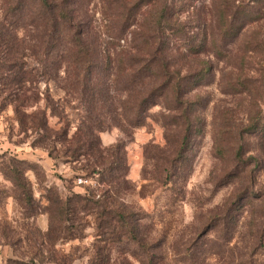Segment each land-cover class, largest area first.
<instances>
[{
    "label": "trees",
    "instance_id": "1",
    "mask_svg": "<svg viewBox=\"0 0 264 264\" xmlns=\"http://www.w3.org/2000/svg\"><path fill=\"white\" fill-rule=\"evenodd\" d=\"M197 1L0 0V104L11 106L21 131L29 129L34 133V144L47 148L53 157L60 155L78 162L77 168L86 175H97L102 184L96 198L93 192L77 193L65 200L51 191L47 194L50 222L44 234L46 244L69 232L63 226L65 221L76 218L78 213L94 212V228L98 241L103 243L94 244L87 264H108L110 251L123 244L144 250V257L131 254L139 264H169L159 251L158 240L140 231L136 212L118 202L121 191L129 187L124 142L117 140L104 146L99 133L107 128V120H115L121 129L135 128L144 124L152 106L174 110L179 104L183 109L179 115H166L181 129L178 135L166 133L168 123L162 125L167 148L161 151L156 170L164 185L187 173L186 152L194 131L188 113L192 101L182 97L204 77L209 65L202 60V66L181 74L174 67L171 50L181 49L186 56L208 49L220 56L227 41L244 33L260 16L264 5V0H216L214 31L207 34L203 27L189 36L184 13ZM245 44L257 47L260 43ZM42 80H53L59 85L64 99L55 100L47 88L40 90ZM40 101L43 106H36ZM69 101H76L79 116L73 131L63 104ZM53 114L62 121L58 127L48 124V115ZM256 130L264 132V111L250 114L242 129ZM217 150L220 154V145ZM11 161L12 165L3 172L17 190L18 198L30 200L23 162ZM208 218V227L198 233L203 240L210 232H216L219 214ZM254 237L247 244L251 255L257 253ZM39 248L35 246L36 250ZM117 264L133 263L123 257ZM185 264L204 261L193 259Z\"/></svg>",
    "mask_w": 264,
    "mask_h": 264
},
{
    "label": "rangeland",
    "instance_id": "2",
    "mask_svg": "<svg viewBox=\"0 0 264 264\" xmlns=\"http://www.w3.org/2000/svg\"><path fill=\"white\" fill-rule=\"evenodd\" d=\"M215 1L198 0L185 11L189 36L203 27L207 34L214 31ZM248 41L260 44L246 46ZM221 52L217 56L206 49L183 56L181 49L171 50L174 67L181 74L199 68L202 60L209 65L204 77L182 97L192 101L188 113L194 131L186 152L184 176L178 175L164 185L156 170L161 151L167 148L162 125L168 123L166 133L178 135L181 129L166 115H179L183 110L179 104L174 110L152 106L144 124L135 128L121 129L115 120H107V128L99 133L104 146L117 140L124 142L129 187L121 191L118 202L136 212L140 231L158 240L159 251L169 264H185L193 259L204 264H264V132L242 131L250 114L264 111V5L260 16L238 38L227 41ZM39 88H47L55 100L64 99V90L53 80L40 81ZM42 103L36 106L42 107ZM63 104L73 131L79 123L76 101ZM61 123L57 115H48L50 126ZM34 139L31 130L19 129L11 106L0 104V264H87L94 244L103 243L98 241L94 228V212L78 213L65 221L63 226L69 232L46 244L44 234L50 222L46 196L51 191L65 200L77 193L93 192L96 198L102 184L97 175H86L77 168L78 162L49 155L47 148L33 143ZM11 159L23 162L30 200L18 198L3 172L12 165ZM215 213L219 214L216 232L203 240L198 233L208 227V217ZM253 236L257 253L251 255L247 244L253 242ZM132 253L144 257V250L132 244L114 247L108 264H117L123 257L139 264Z\"/></svg>",
    "mask_w": 264,
    "mask_h": 264
},
{
    "label": "built area",
    "instance_id": "3",
    "mask_svg": "<svg viewBox=\"0 0 264 264\" xmlns=\"http://www.w3.org/2000/svg\"><path fill=\"white\" fill-rule=\"evenodd\" d=\"M82 180H81V178L80 179H78V182H81Z\"/></svg>",
    "mask_w": 264,
    "mask_h": 264
}]
</instances>
